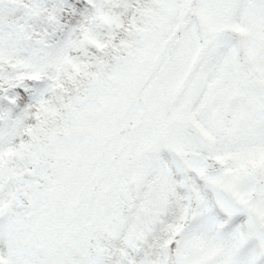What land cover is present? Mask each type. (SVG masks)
<instances>
[{"label":"snow or ice","instance_id":"snow-or-ice-1","mask_svg":"<svg viewBox=\"0 0 264 264\" xmlns=\"http://www.w3.org/2000/svg\"><path fill=\"white\" fill-rule=\"evenodd\" d=\"M0 264H264V0H0Z\"/></svg>","mask_w":264,"mask_h":264}]
</instances>
